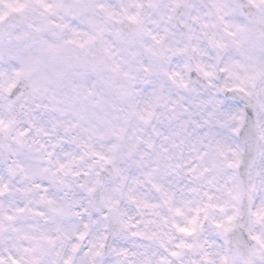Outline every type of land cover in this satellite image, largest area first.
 I'll return each instance as SVG.
<instances>
[{
    "label": "clouds",
    "instance_id": "clouds-1",
    "mask_svg": "<svg viewBox=\"0 0 264 264\" xmlns=\"http://www.w3.org/2000/svg\"><path fill=\"white\" fill-rule=\"evenodd\" d=\"M0 264H264V0H0Z\"/></svg>",
    "mask_w": 264,
    "mask_h": 264
}]
</instances>
